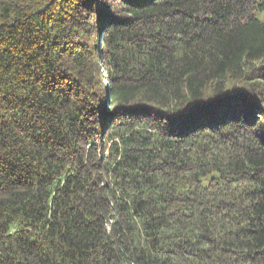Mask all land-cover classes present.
I'll return each mask as SVG.
<instances>
[{
  "label": "trees",
  "instance_id": "obj_1",
  "mask_svg": "<svg viewBox=\"0 0 264 264\" xmlns=\"http://www.w3.org/2000/svg\"><path fill=\"white\" fill-rule=\"evenodd\" d=\"M0 264H264V0H0Z\"/></svg>",
  "mask_w": 264,
  "mask_h": 264
},
{
  "label": "rangeland",
  "instance_id": "obj_2",
  "mask_svg": "<svg viewBox=\"0 0 264 264\" xmlns=\"http://www.w3.org/2000/svg\"><path fill=\"white\" fill-rule=\"evenodd\" d=\"M97 31V25L94 27V33H96Z\"/></svg>",
  "mask_w": 264,
  "mask_h": 264
}]
</instances>
